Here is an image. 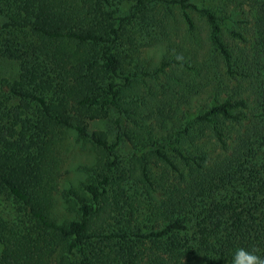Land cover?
I'll use <instances>...</instances> for the list:
<instances>
[{
	"label": "trees",
	"instance_id": "1",
	"mask_svg": "<svg viewBox=\"0 0 264 264\" xmlns=\"http://www.w3.org/2000/svg\"><path fill=\"white\" fill-rule=\"evenodd\" d=\"M150 1L0 0V56L19 63L0 78V264L264 258V0L201 10L204 36L186 14L180 43ZM110 115L112 138L92 127Z\"/></svg>",
	"mask_w": 264,
	"mask_h": 264
},
{
	"label": "rangeland",
	"instance_id": "2",
	"mask_svg": "<svg viewBox=\"0 0 264 264\" xmlns=\"http://www.w3.org/2000/svg\"><path fill=\"white\" fill-rule=\"evenodd\" d=\"M222 0H189L186 2L187 7L182 8L180 5L170 3L168 4L166 0H151L146 2L147 7L151 10L155 6H159V16H168L170 24L173 26L172 36L175 43H180L183 41L185 36L188 37L186 31L188 29L187 16L192 19L197 26V33L201 32V36L206 35L207 26L205 24V18L200 12L203 9L217 10L220 7ZM130 4H124L121 6V13L126 14L130 8ZM4 21V18L0 15V27ZM233 23L228 21L227 25L232 26ZM147 44V43H146ZM144 55L154 63H160L161 61V49L159 47L147 46L144 48ZM19 75V63L16 61L8 60L0 56V78H8L9 80L17 79ZM199 79L196 74H192L190 80L185 81V86L194 88L198 85ZM194 90V89H193ZM190 95L191 93H187ZM206 97L202 95L201 97L195 96L192 98H181L182 101H188L189 103L185 106V109L195 111L196 107L200 103L204 102ZM114 116L94 122L92 127L94 129H100L106 131L112 138L115 135V127L113 124ZM133 152L131 145L125 141L124 145L120 149V154L124 158H129ZM90 156L86 152H82L77 146H74L70 152L67 153L65 161V177L75 179L77 177V166L81 163H89ZM0 210L7 218H13L14 208L13 203L6 198H2L0 201Z\"/></svg>",
	"mask_w": 264,
	"mask_h": 264
},
{
	"label": "clouds",
	"instance_id": "3",
	"mask_svg": "<svg viewBox=\"0 0 264 264\" xmlns=\"http://www.w3.org/2000/svg\"><path fill=\"white\" fill-rule=\"evenodd\" d=\"M233 264H264V258L247 252L244 249H237L233 256Z\"/></svg>",
	"mask_w": 264,
	"mask_h": 264
}]
</instances>
